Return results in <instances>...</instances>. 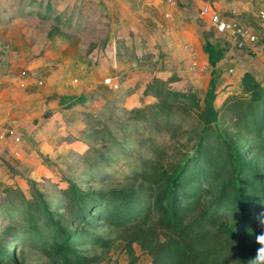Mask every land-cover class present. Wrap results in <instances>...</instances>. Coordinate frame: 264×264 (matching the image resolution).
Listing matches in <instances>:
<instances>
[{
    "label": "rangeland",
    "instance_id": "rangeland-1",
    "mask_svg": "<svg viewBox=\"0 0 264 264\" xmlns=\"http://www.w3.org/2000/svg\"><path fill=\"white\" fill-rule=\"evenodd\" d=\"M56 1L54 18L44 22L38 18L36 22L19 24L9 30L0 24V107L9 100L15 103L19 92L29 90L57 97L51 108L37 104L32 109L31 106V115L20 125H1L6 137L11 139L8 133L13 131L26 147L20 157H12L22 168L8 164L3 160L4 155H0V199L7 188L20 189L27 196L33 188L57 214L61 212L59 188L70 182L91 193L129 189L141 194L146 204L152 201L147 195L156 193L157 186L125 180L118 176L120 172L130 175V161L147 158L150 154L146 151V141L153 139L165 147L161 160L164 172L174 176L182 167L184 155L190 153L192 143L186 139L176 143L159 140L158 135H152L151 130L138 122L134 111L152 101L143 95L145 86L152 78L176 75L179 78L174 84L176 89H188L192 85L190 89L202 97L212 71L203 48L210 44L216 50L221 45L225 47L227 42L221 34L193 20L203 0H180L183 4L177 13H171L172 18L165 17L166 0H119L115 8L102 0L94 6L88 0ZM219 1L227 6L237 4L239 12L250 17L251 22L256 11L264 8V0ZM0 3L8 11L16 4L12 0H0ZM111 9L119 16L116 26L112 25L115 16L108 14ZM73 23L78 32L74 35L67 31ZM196 48L198 62L192 68L186 57L195 58ZM229 56V63L236 66L235 57L232 53ZM44 60L48 62L36 66V62ZM229 63L222 68L230 67ZM241 63L237 59L240 71ZM36 68L44 69L48 76L37 75ZM62 70L65 75L60 81ZM106 78L118 87L104 84ZM234 79L225 74L218 81L217 89L222 93L216 105L232 91L227 88L234 85ZM110 135L120 144L110 147L111 155L103 153L113 156L112 169L107 173H114V177L113 174L106 177L107 165L95 156V151H104ZM239 142L242 144L240 160L249 169L264 175V152L252 147L249 140L239 139ZM221 175L202 184L201 201L207 210L213 204L217 206L227 177L224 173ZM221 213L226 216V224L238 222L232 210ZM3 226L0 212V228ZM81 228L114 243L107 250L82 245L75 249L77 255L98 257L97 264L128 263L123 242L118 240V232L112 227L96 221L89 222V226L72 225L67 229L77 232ZM135 250L139 255L138 264H151L150 258L141 254L138 247ZM16 259L21 264H49L43 256L29 250L17 252ZM225 260L231 264L233 257L230 254Z\"/></svg>",
    "mask_w": 264,
    "mask_h": 264
},
{
    "label": "trees",
    "instance_id": "trees-1",
    "mask_svg": "<svg viewBox=\"0 0 264 264\" xmlns=\"http://www.w3.org/2000/svg\"><path fill=\"white\" fill-rule=\"evenodd\" d=\"M53 12L51 6L29 0L21 3L17 14L45 20ZM213 48L210 44L203 48L212 71L202 97L192 89H176V75L152 78L143 91L152 101L134 111L138 122L159 140L192 143L174 176L164 172L165 147L153 139L146 141L150 155L130 161V175L120 172L118 176L125 180L157 186L156 193L147 195L152 201L144 204L141 194L129 189L91 193L68 182L59 188L61 212L56 214L36 189L27 196L20 189L7 188L0 199L5 222L0 228V264H21L16 254L24 250L40 254L49 264H97L98 257L79 256L75 249L91 244L107 250L114 242L90 235L84 228L77 232L67 229L96 221L118 232L127 264H138L135 247L151 264H228L225 258L230 254L231 264H251L260 247L256 236L264 232L260 223L264 219V175L240 160L239 139L251 141L252 147L264 152V79L244 72L239 90L216 105L222 93L217 89L220 72L216 64L223 54ZM110 139L102 153L95 151L107 165L106 173L112 169L113 156L103 153L111 155L110 147L120 146L112 135ZM223 173L226 183L217 206L207 210L201 201L202 184ZM112 174L114 177V173L106 177ZM231 210L238 222L228 225L221 212Z\"/></svg>",
    "mask_w": 264,
    "mask_h": 264
},
{
    "label": "crops",
    "instance_id": "crops-1",
    "mask_svg": "<svg viewBox=\"0 0 264 264\" xmlns=\"http://www.w3.org/2000/svg\"><path fill=\"white\" fill-rule=\"evenodd\" d=\"M23 1H29V0H12L13 3H16L14 6H12L13 10L12 11H8L7 8L0 3V24L4 25L5 28L7 30L12 29V28H17L19 27V24H31L32 22H36V20L41 19L40 16H33V17H29V18H22L20 17L17 12L18 9L20 8V5ZM37 2L43 4L44 6H51L53 9V13L49 18H54L55 17V13L57 10V6L56 0H36ZM66 1H71V0H66ZM77 1V0H74ZM87 0H84V2H86ZM105 3H109V5L113 8H115L118 5V1L119 0H102ZM138 1H151V0H138ZM89 3H91L93 6L96 4H99V0H88ZM213 3V2H212ZM216 7L226 10L228 9L230 6L233 7H237L235 5V3H232V5H228L225 4L222 1H216L213 3ZM179 9H176L174 11H178ZM173 11V12H174ZM108 14L109 16H115V20L112 21V25H117V18L119 19L118 15H115L113 9L108 10ZM35 20V21H34ZM42 22H44L43 20H41ZM119 23V21H118ZM75 24L73 23L71 25V29H68V32H72L73 35L77 34L78 32L74 29ZM77 32V33H76ZM67 33V32H66ZM71 46V44H70ZM196 54H195V58H190L189 59V55L186 57L187 59V63H190V66L192 67L194 65V62L197 63V57L199 56L198 53V49L196 48L195 50ZM229 53H232V56L235 57L236 62L237 59L243 63H241L242 65L240 66L242 68V71L240 73H238L234 78V85L230 86L227 88V90H232L231 92H227L228 93H235L239 90L238 88V84L240 81L241 76L243 75L244 72H249L252 76H254L257 80H263L264 79V58L263 57H258V58H249V57H245V56H241L239 52L235 51L233 48L229 51ZM228 54V53H227ZM227 54L224 55V57H222V59L216 64V69L220 72V77L219 80L223 78L224 74V69L222 68V66H226L225 64L228 63V57ZM192 55L190 54V57ZM193 57V56H192ZM200 63H201V57L199 59ZM46 62H48L47 60L45 61H38L36 62V66L39 65H43ZM193 63V65H192ZM53 64V63H52ZM189 65V64H188ZM237 66V63H236ZM238 67V66H237ZM194 68V66L192 67ZM206 70L208 69V67L205 68ZM209 69L212 70V68L210 67ZM35 72L38 73L37 75H41V76H48L47 72L44 69H40V68H36ZM64 71L62 70L61 73V77H60V81L63 80V76H64ZM54 79V78H53ZM218 80V81H219ZM52 81V80H51ZM30 85V84H29ZM192 85H190V87L188 89L191 88ZM31 87V86H29ZM48 95V96H47ZM43 95V94H39L37 92H35L34 90H29L26 92H19L16 97H15V103L11 102L9 100V103L6 102V107L3 105H1L0 107V155H4L3 156V160L5 162H7L8 164H16L19 168H22L23 165L14 161V159L12 157L14 151H20L21 155L23 153V149L26 147L25 144H21V145H14L12 144L11 139H9L8 137H6L3 133L4 129H2L1 125H20L21 121L25 120L27 117H29L28 115H31V106L32 109H35L34 106L38 105H43V106H48L51 108V106H53V104L57 101V97H54V95ZM10 117V119H9ZM4 119H7V122H4ZM4 123V124H3Z\"/></svg>",
    "mask_w": 264,
    "mask_h": 264
},
{
    "label": "built area",
    "instance_id": "built-area-1",
    "mask_svg": "<svg viewBox=\"0 0 264 264\" xmlns=\"http://www.w3.org/2000/svg\"><path fill=\"white\" fill-rule=\"evenodd\" d=\"M166 3L167 12L165 13V17L167 18H172L170 17L171 13L179 9L180 5L183 4L180 0H166ZM192 18L224 37L227 45L225 47L221 45L219 49L223 57L228 53V63L231 61L229 51L232 48L241 53V56L252 59L258 57L264 58V8L256 11L253 22H251L250 17L239 12L238 7L231 6L223 10L216 7L212 2L203 0L201 6L196 11V15ZM190 53L194 54L193 51H190ZM229 64L231 65V63ZM240 72L235 65L224 69V74L230 77H235ZM104 84L114 87V89L118 87V84H113L110 78H106ZM8 134L11 137L12 144H21L20 136L16 135L13 131H9ZM13 156L20 157V151H14Z\"/></svg>",
    "mask_w": 264,
    "mask_h": 264
},
{
    "label": "clouds",
    "instance_id": "clouds-1",
    "mask_svg": "<svg viewBox=\"0 0 264 264\" xmlns=\"http://www.w3.org/2000/svg\"><path fill=\"white\" fill-rule=\"evenodd\" d=\"M264 216V213L261 214ZM260 223L264 225V219H261ZM256 243L260 246L255 254L251 264H264V232L256 236Z\"/></svg>",
    "mask_w": 264,
    "mask_h": 264
}]
</instances>
